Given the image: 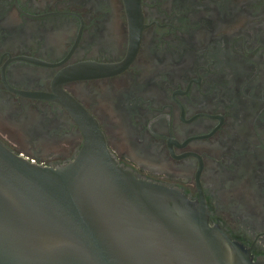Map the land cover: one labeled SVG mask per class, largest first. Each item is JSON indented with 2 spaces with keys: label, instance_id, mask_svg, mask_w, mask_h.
<instances>
[{
  "label": "flooded vegetation",
  "instance_id": "1",
  "mask_svg": "<svg viewBox=\"0 0 264 264\" xmlns=\"http://www.w3.org/2000/svg\"><path fill=\"white\" fill-rule=\"evenodd\" d=\"M71 100L264 259V0H0V141L72 158Z\"/></svg>",
  "mask_w": 264,
  "mask_h": 264
},
{
  "label": "water",
  "instance_id": "2",
  "mask_svg": "<svg viewBox=\"0 0 264 264\" xmlns=\"http://www.w3.org/2000/svg\"><path fill=\"white\" fill-rule=\"evenodd\" d=\"M83 142L45 164L0 141V264H264L205 200L121 163L76 102Z\"/></svg>",
  "mask_w": 264,
  "mask_h": 264
}]
</instances>
